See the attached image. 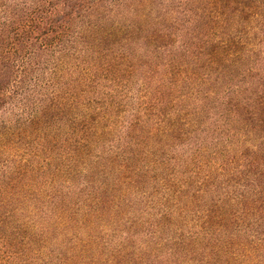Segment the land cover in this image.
<instances>
[{
  "label": "trees",
  "instance_id": "16d2710c",
  "mask_svg": "<svg viewBox=\"0 0 264 264\" xmlns=\"http://www.w3.org/2000/svg\"><path fill=\"white\" fill-rule=\"evenodd\" d=\"M0 264H264V0H0Z\"/></svg>",
  "mask_w": 264,
  "mask_h": 264
}]
</instances>
